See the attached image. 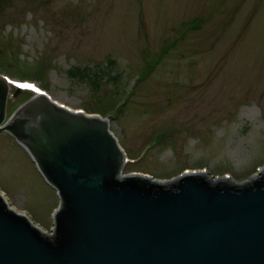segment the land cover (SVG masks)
<instances>
[{"label":"rangeland","instance_id":"1","mask_svg":"<svg viewBox=\"0 0 264 264\" xmlns=\"http://www.w3.org/2000/svg\"><path fill=\"white\" fill-rule=\"evenodd\" d=\"M0 74L106 117L123 173L239 184L264 167V0H0ZM14 93L8 117L34 96ZM0 192L51 231L57 194L7 132Z\"/></svg>","mask_w":264,"mask_h":264},{"label":"water","instance_id":"2","mask_svg":"<svg viewBox=\"0 0 264 264\" xmlns=\"http://www.w3.org/2000/svg\"><path fill=\"white\" fill-rule=\"evenodd\" d=\"M7 98L0 77V133L27 152L58 206L47 233L0 193V264H264V168L239 184L123 174L107 119L44 95L7 118Z\"/></svg>","mask_w":264,"mask_h":264},{"label":"trees","instance_id":"3","mask_svg":"<svg viewBox=\"0 0 264 264\" xmlns=\"http://www.w3.org/2000/svg\"><path fill=\"white\" fill-rule=\"evenodd\" d=\"M86 76H87V75H85V78H86ZM82 77H83V76H82ZM94 80H95V78H94Z\"/></svg>","mask_w":264,"mask_h":264}]
</instances>
